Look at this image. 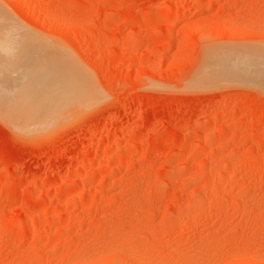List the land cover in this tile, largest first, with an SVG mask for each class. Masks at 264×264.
Listing matches in <instances>:
<instances>
[{
    "label": "rangeland",
    "instance_id": "rangeland-1",
    "mask_svg": "<svg viewBox=\"0 0 264 264\" xmlns=\"http://www.w3.org/2000/svg\"><path fill=\"white\" fill-rule=\"evenodd\" d=\"M6 30L0 264H264V0H0ZM41 61L86 107L36 130Z\"/></svg>",
    "mask_w": 264,
    "mask_h": 264
},
{
    "label": "bare ground",
    "instance_id": "bare-ground-1",
    "mask_svg": "<svg viewBox=\"0 0 264 264\" xmlns=\"http://www.w3.org/2000/svg\"><path fill=\"white\" fill-rule=\"evenodd\" d=\"M1 36H3V43L1 44L4 48H6V49H8V47L10 46H8V44H9V42L11 41V40H13V39H17V35H19L18 33H17V31L16 30H6L5 31V33H3V35H2V33L0 34ZM17 36V37H16ZM256 48V47H255ZM254 48V49H255ZM5 49V50H6ZM256 50V49H255ZM257 51H260V50H257ZM253 53H255V52H253ZM262 53V55L264 54L263 52H260V54ZM259 53H258V55H260ZM253 56L254 57H256V54L254 55L253 54ZM255 62V61H254ZM44 64V66H43V64ZM49 64V67L52 65V63H50V62H45V61H41L40 63H38V67L39 68H37L36 69V74H35V76H33L32 75V73L30 72L29 74L31 75L29 78H26V79H31V80H29L28 82L30 83V84H32V83H34L33 85L35 86V88H36V86H37V95H40V94H43V95H45V96H51V97H53L54 98V100H53V102L52 103H50L51 105L49 106L48 105V103H45L44 102V100L43 101H41V102H44L45 103V107L43 108V106L44 105H42V108H36L33 104H32V102H31V104H32V106H30V107H27V108H25L24 106L23 107H21L19 104H21V103H19L18 105L23 109V112H25V118H23L22 120H24L25 119V122L24 123H28L29 122V119L31 120V122L32 123H28L30 126H32L33 125V120H35V122H34V126L36 127V130H39L41 127H43V124L45 125H49L48 123H50V121H51V123H50V125L53 123V121L54 120H52V117L50 116V115H48V117L46 116V118H48V119H50L49 121L48 120H46V123L43 121L45 118H43V120L42 121H38V118L41 120V118H42V116L43 117H45L42 113H49V111L50 110H52V113H53V115L55 116V117H58L59 116V118H60V116H62V115H64L65 113L64 112H66V115H68V114H70V116H71V114L73 113V111H71V109H72V107L73 108H77V107H79L80 105V101L78 102V98L80 97V96H76V95H78L79 93L76 91L75 93H74V95L73 94H71L72 92H70L69 90H71L70 88V85L69 84H71L72 82H70L69 81V79H68V77H67V72H60V70H59V68H56V67H53V69L51 70V68H52V66H51V68H49V70H50V72H48L49 70H47V68H48V65ZM51 64V65H50ZM57 64V63H56ZM59 66V65H58ZM60 67V66H59ZM254 67H256V66H254ZM60 68H62V67H60ZM45 71H46V73H45ZM257 71V70H256ZM217 72V71H216ZM252 74V73H251ZM68 75H70L69 73H68ZM25 76V75H24ZM28 76V75H27ZM26 77V76H25ZM69 78H71V75H70V77ZM66 79H68V81L66 80ZM71 81H73V78H72V80ZM39 82V83H38ZM68 82V83H67ZM37 83V84H36ZM67 84V85H66ZM72 85H73V83H72ZM33 86V87H34ZM70 87L69 88V90H68V88H66L65 89V87ZM64 87V89H62ZM72 89H74V85H73V87H72ZM75 89H76V86H75ZM40 90V91H39ZM78 90V89H77ZM72 91V90H71ZM20 92H22V90L20 91ZM19 92V93H20ZM68 93H70V95H72L71 97H69L68 95ZM78 93V94H77ZM54 94H56V95H54ZM52 95H54V96H52ZM41 97V95L39 96V98ZM67 98H69V99H71V100H68V102H65V100L67 99ZM35 99H36V97H35ZM41 99H44L43 97H41ZM78 103H77V102ZM38 102V101H37ZM39 103V105L40 104H42V103ZM66 103V104H65ZM83 103L85 104V102H83L82 101V103H81V106H85L86 107V105H83ZM18 105H16V107H12L13 109H15V108H17V106ZM30 105V104H29ZM13 106H14V104H13ZM80 106V108L81 109H83V107H81ZM10 107L11 106H9L8 108H9V110L7 109V111H8V113H9V111H10V113L11 114H9V115H11V116H13L14 114H15V112H14V110L12 109V110H10ZM19 107V108H20ZM65 108L67 109H69L68 111H66L65 110ZM71 108V109H70ZM78 109V111L79 110H81V109ZM29 109V112H28V114H26L27 112V110ZM19 110V112L20 111H22V110H20V109H18ZM77 111V110H76ZM75 110H74V112H76ZM77 111V112H78ZM14 112V113H13ZM18 112V111H17ZM22 112V113H23ZM51 113V114H52ZM13 114V115H12ZM42 115L41 117H39V115ZM23 116V117H24ZM29 116V117H28ZM69 116V115H68ZM22 117V115L20 116V118ZM58 118V119H59ZM69 118V117H68ZM13 120H15V119H13ZM17 120V124H18V122H20L19 124L21 125V122L22 121H20L19 119H16ZM16 120H15V122H16ZM27 120V121H26ZM12 121V120H11ZM48 121V122H47ZM8 122H9V120H8ZM42 125H37L36 126V124H39V123ZM12 123H14V121L12 122ZM23 123V122H22ZM9 124H10V122H9ZM26 125L25 124V126L23 127L24 129H25V127L27 126V127H30L29 125ZM55 124V123H54ZM13 125V124H12ZM39 126V127H38ZM26 127V128H27ZM34 127V128H35ZM48 127V126H47ZM33 128V129H34ZM28 129V128H27ZM30 129V128H29ZM31 130V129H30ZM218 134V133H217ZM94 151V150H93ZM90 169V168H89ZM70 181V180H69Z\"/></svg>",
    "mask_w": 264,
    "mask_h": 264
}]
</instances>
